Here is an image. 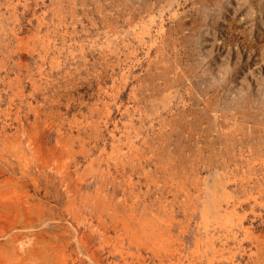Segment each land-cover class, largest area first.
Here are the masks:
<instances>
[{
	"label": "rangeland",
	"instance_id": "1",
	"mask_svg": "<svg viewBox=\"0 0 264 264\" xmlns=\"http://www.w3.org/2000/svg\"><path fill=\"white\" fill-rule=\"evenodd\" d=\"M0 264H264V0H0Z\"/></svg>",
	"mask_w": 264,
	"mask_h": 264
},
{
	"label": "bare ground",
	"instance_id": "2",
	"mask_svg": "<svg viewBox=\"0 0 264 264\" xmlns=\"http://www.w3.org/2000/svg\"><path fill=\"white\" fill-rule=\"evenodd\" d=\"M161 27V26H160ZM240 224V226H242V224L243 223H239ZM24 245V241L23 240H21V241H19V243H18V246H19V249L22 247ZM224 248V247H223Z\"/></svg>",
	"mask_w": 264,
	"mask_h": 264
}]
</instances>
